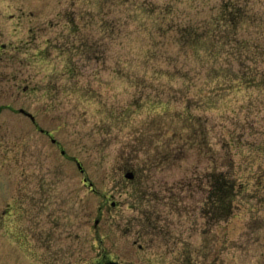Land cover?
Masks as SVG:
<instances>
[{"label":"rangeland","instance_id":"rangeland-1","mask_svg":"<svg viewBox=\"0 0 264 264\" xmlns=\"http://www.w3.org/2000/svg\"><path fill=\"white\" fill-rule=\"evenodd\" d=\"M225 1L0 0V264H264V93L204 110L169 64ZM251 3L230 40L264 42Z\"/></svg>","mask_w":264,"mask_h":264},{"label":"trees","instance_id":"trees-1","mask_svg":"<svg viewBox=\"0 0 264 264\" xmlns=\"http://www.w3.org/2000/svg\"><path fill=\"white\" fill-rule=\"evenodd\" d=\"M243 1L245 2L226 0L225 5L227 8H225L224 12L216 15L217 17L213 25L203 26V24L194 21L193 23H189L186 28H178V33L185 38V40H181V42H184V45L182 43L180 49L191 51L193 56L190 59L188 58L182 65L170 61V68L175 73L185 71V75L188 78L186 98L191 100L193 98L192 96L198 97L201 106L203 104L204 110L212 108V104H218L221 101L224 102L231 93L243 90L249 92L257 90L258 92L264 93L263 39L258 38L251 43L248 42L251 40H230L231 33L236 30L233 25L237 24L240 18L242 20L244 16L246 18L251 15L253 21L258 19V11L254 10V4L251 3L252 0ZM140 5L141 8L147 9V6ZM248 5L251 6L252 12L249 14L244 10L247 9L246 7H249ZM261 24H256V26L264 30ZM225 34L228 36H224ZM222 38L228 41L222 42ZM84 43L87 44L86 42ZM87 52L89 53V50ZM147 63L145 62L143 64L145 67L144 70L148 69L146 67ZM153 68L155 72H170L169 67L166 70L165 66L160 64H154ZM192 71L200 74L204 73L207 80L202 81V78H199L201 80L199 82L194 76L190 75ZM187 108L189 109H187L186 115L188 123H193L195 118H198L199 121H201L200 118H206L203 114H198V116L191 114L190 106H187ZM199 129H202L203 133L205 132L203 124ZM192 135L195 136V132L186 131L185 137L186 139L192 138ZM187 141L185 140V143ZM188 146L190 147V144ZM222 169L219 168L214 173L215 197L213 201L216 205L217 212L219 209V214H221V210L228 208L229 202H232L230 200L229 185H233V182L228 179L227 171ZM214 174H211V177ZM208 181H211L210 178Z\"/></svg>","mask_w":264,"mask_h":264},{"label":"water","instance_id":"water-1","mask_svg":"<svg viewBox=\"0 0 264 264\" xmlns=\"http://www.w3.org/2000/svg\"><path fill=\"white\" fill-rule=\"evenodd\" d=\"M20 111L26 113V114H27L28 116H30L33 120H35V114L32 113L31 111H28V110L25 109L24 107H21V108H20ZM53 140H55V138H53ZM63 151H64V150H63ZM79 165L82 166L80 162H79ZM126 174H127V176H129V177L134 176V174H133V172H132L131 170H128V172H127ZM96 222H98V219H96Z\"/></svg>","mask_w":264,"mask_h":264}]
</instances>
